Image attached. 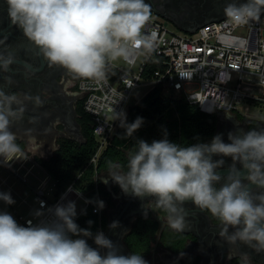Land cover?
Instances as JSON below:
<instances>
[{"label": "clouds", "instance_id": "9594fccd", "mask_svg": "<svg viewBox=\"0 0 264 264\" xmlns=\"http://www.w3.org/2000/svg\"><path fill=\"white\" fill-rule=\"evenodd\" d=\"M6 3L11 23L40 48L50 66H61L81 80L106 84L112 61H131L137 54H151L155 50L157 32L144 31L151 17L150 5L145 0H6ZM224 13L236 24L259 21L264 13V0L228 3ZM13 62L11 53H0V71L7 72ZM8 82L11 83L10 78ZM123 98L121 93L113 104ZM26 102L36 108L44 103L40 96L25 94L20 99L0 89V156L4 160L19 159L15 154H22L17 136L10 129L13 121L23 117ZM111 110L125 129V138L132 137L144 122L137 117L127 123L123 111L116 112L114 107ZM38 122L39 117L30 118V123ZM222 135L217 134L210 143L190 146L170 142L166 134L164 139L150 144L137 140L135 150L128 153L127 171L122 170V164L109 160L108 175L125 194L141 199L155 197L156 207L168 214V224L175 231L186 227L187 213L182 205L190 200L221 222L219 236L228 244L239 242L257 253L264 252V191L257 193L250 188L254 185L264 189V129H251L242 135L229 132L228 143ZM213 156L231 157L233 163L228 166L227 175L217 171L224 166V159L213 160ZM237 163L246 174L242 175ZM67 191H73L71 186ZM0 200L9 205L15 203L10 193L0 192ZM85 203H96L98 210L105 206L103 201L85 200ZM40 204L44 208V202ZM47 213L51 219L38 224L29 220L27 226H22L11 214L0 212V264H147L142 255L119 254L118 246L102 231L93 235L89 229L80 228L74 219L75 201L47 208ZM44 214L39 209L34 212L36 217ZM87 223L91 226L93 221ZM118 226V221L109 225L112 229ZM72 236L93 238L98 248L89 246L86 239ZM99 249H106V254L102 255ZM227 258L232 259L231 254ZM241 258L247 261L248 254H241Z\"/></svg>", "mask_w": 264, "mask_h": 264}, {"label": "built area", "instance_id": "2783aa9c", "mask_svg": "<svg viewBox=\"0 0 264 264\" xmlns=\"http://www.w3.org/2000/svg\"><path fill=\"white\" fill-rule=\"evenodd\" d=\"M168 25L167 20L151 13L144 29L157 32L155 50L151 54H137L131 61H112L106 84L81 79L76 83L84 111L93 119L98 144L97 151L87 163L95 170V198L78 187L83 172L60 187V182L38 160L41 157L23 150L22 154H15L19 159L9 157L4 160L0 156V192L13 193L20 199L15 206L8 204L5 212L11 214L18 224L27 226L29 220L33 224L49 220L51 216L47 208L68 201L76 203L75 220L90 207L95 214L102 216L104 208L98 210L96 203H85V200L103 201L98 162L113 144L120 127V121L111 109L114 107L116 112L127 114L132 106L133 93L139 87L147 88L145 96L159 88L164 95L195 105L205 114L217 115L225 111L245 118L264 116V13L259 21L247 24H236L228 17L209 21L195 32H174ZM121 93L124 98L114 105L113 101L118 100ZM17 182L27 188L25 195L15 189ZM70 186L73 191L68 192ZM65 193L67 195L62 200ZM41 201L44 208H41ZM81 201L84 207L78 211ZM38 209L45 213L44 216L34 215ZM100 231L105 235L101 224ZM101 254H106L105 249Z\"/></svg>", "mask_w": 264, "mask_h": 264}, {"label": "flooded vegetation", "instance_id": "af4514ba", "mask_svg": "<svg viewBox=\"0 0 264 264\" xmlns=\"http://www.w3.org/2000/svg\"><path fill=\"white\" fill-rule=\"evenodd\" d=\"M145 2L150 5L151 13L186 30L222 19L226 17L224 8L228 3L241 4L246 0H145ZM0 53L5 55L11 53L14 56V62L9 66L8 71H0V89L20 99L25 94L40 96L44 102L39 108L31 102H26L27 107L23 117L12 123L10 130L16 134V143L20 145L21 150L32 155L35 153L36 157H51L59 150L62 140L81 143L84 136L79 123L78 103L82 95L76 89V83L80 79L75 78L61 66H50L40 48L24 36L19 27L11 23L6 0H0ZM9 78L11 83L8 82ZM31 117H39V122L30 123ZM29 129H32L30 133ZM45 129L49 131L45 132ZM251 129H264V116L245 118L239 114L223 111L217 114L216 127L211 136L198 143H210L217 134H223L222 139L228 143L229 132L242 135ZM218 159L225 161L224 166L217 170L218 173L227 175L228 166L233 163L231 157L213 156V160ZM236 166L241 169L242 175L246 174V170L242 169L239 163ZM116 187L118 190H113L115 205L105 207L103 210L108 217L105 235L110 228L109 225L113 221H118L119 226L112 229L109 239L121 247L124 255L130 252L125 244V236L131 231L137 217L144 216L159 220L162 226L151 252L143 257L148 264H151L154 245L158 250L165 251L167 257L165 260L157 261L156 264H175L186 260H193L195 264H264V252L257 253L239 242L236 245L228 244L219 236L221 222L207 210L198 208L192 201H186L182 205L187 213L186 227L178 232L170 228L168 214L156 207L155 197L141 199L125 194L115 183L114 189ZM250 188L257 193L264 191L254 185H250ZM145 212L147 216L144 215ZM164 230L166 234L163 242L161 238ZM229 231L233 229L230 228ZM175 242L181 245L179 250L165 246V243ZM91 247L98 248L97 245ZM99 251L101 252L102 249ZM243 253L248 254L247 261L241 258ZM229 254L232 259L227 258Z\"/></svg>", "mask_w": 264, "mask_h": 264}, {"label": "trees", "instance_id": "16d2710c", "mask_svg": "<svg viewBox=\"0 0 264 264\" xmlns=\"http://www.w3.org/2000/svg\"><path fill=\"white\" fill-rule=\"evenodd\" d=\"M78 114L84 136L83 141L79 143L62 140L59 150L53 156L48 159L38 158V160L47 168L52 177L60 182V187L66 186L77 173L83 172L78 187L86 191L90 197L95 198V170L91 166L88 167L87 163L97 151L98 144L93 132V119L84 111L82 99L78 103ZM137 117H142L144 122L134 133L150 130L154 134L151 139L142 140L150 144L153 140L164 139L166 134L170 142L181 146H190L211 136L215 130L217 119L216 114H205L195 105L164 95L159 88L149 92L130 107L126 114L127 123L134 122ZM134 133L132 137L125 138V129L119 127L114 136L113 144L99 158L97 167L99 171L109 170L107 166L109 160L122 164V170L127 171L128 153L134 151L137 140H141L135 137ZM114 190L117 191L118 187ZM100 191L105 205L104 208L113 207L115 205L113 192L108 190L102 183ZM89 220L93 221L91 226L87 223ZM75 222L80 228L89 229L95 235L99 232L100 224L104 229L107 228L108 217L105 213L100 217L90 207ZM161 229L162 226L159 220L153 217H137L131 231L125 236V244L131 254L135 253L143 257L149 254ZM165 234L166 230H164V235L161 238L163 242ZM72 238H76V236H72ZM165 246L173 250L181 248L178 242L174 244L165 243ZM175 264H195V262L186 260L178 261Z\"/></svg>", "mask_w": 264, "mask_h": 264}, {"label": "rangeland", "instance_id": "374dc122", "mask_svg": "<svg viewBox=\"0 0 264 264\" xmlns=\"http://www.w3.org/2000/svg\"><path fill=\"white\" fill-rule=\"evenodd\" d=\"M169 25L168 27L173 30L174 32H179L180 30H182L181 28H179L175 23L173 22H169ZM147 88L145 87H139L137 88L134 93H133V99L130 101V105H134L136 103V101L142 99L144 96H145V91H146ZM134 136L135 137H138L140 139H146V140H149L151 139L154 134L151 133V131H145V132H139V133H134ZM50 156H43L42 158H48ZM109 170L108 171H104V172H101L100 174V181L102 182V184L110 191H113L114 190V185H115V182H113L111 180V178L109 177ZM102 178V179H101ZM105 181H107V183H105ZM13 182V180L11 181ZM15 189L21 194V195H25L27 193V188L20 184V183H16L15 184ZM11 197L13 198V200L15 201L14 204H11L13 206L17 205L19 203V197L13 193H10ZM8 204H6L5 202H3L2 200H0V210L1 211H6L7 208H8ZM82 207H84V203L81 201L80 202V206L78 207V211H80L82 209ZM76 238H83V236H80V237H76ZM76 238H73V239H76ZM167 257H165V251L163 250H158L156 248V246L154 245V250L152 251V255H151V260H150V263L151 264H156L157 261H160V260H165ZM148 264V263H147Z\"/></svg>", "mask_w": 264, "mask_h": 264}, {"label": "water", "instance_id": "95a60500", "mask_svg": "<svg viewBox=\"0 0 264 264\" xmlns=\"http://www.w3.org/2000/svg\"><path fill=\"white\" fill-rule=\"evenodd\" d=\"M198 27H199V26H198ZM198 27H194V28L186 29V30H183V29H182V31H186V32H195V31L198 29ZM144 215H145V214H144ZM111 231H112V228H109L108 232H107L106 235H105L107 238H109V236L111 235ZM87 243L89 244V246L96 245V244L94 243V239L90 240V241L87 242ZM116 245L118 246V244H116ZM118 248H119V254L124 255V254H123V250L121 249V247L118 246ZM126 253L128 254L129 252H126Z\"/></svg>", "mask_w": 264, "mask_h": 264}, {"label": "crops", "instance_id": "0c3cea01", "mask_svg": "<svg viewBox=\"0 0 264 264\" xmlns=\"http://www.w3.org/2000/svg\"><path fill=\"white\" fill-rule=\"evenodd\" d=\"M102 179V178H101ZM84 238H87V242H89L90 240H92L93 238H88V237H84ZM131 253L129 252L128 255H130Z\"/></svg>", "mask_w": 264, "mask_h": 264}]
</instances>
